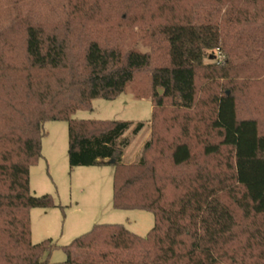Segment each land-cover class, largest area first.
<instances>
[{
    "label": "trees",
    "instance_id": "16d2710c",
    "mask_svg": "<svg viewBox=\"0 0 264 264\" xmlns=\"http://www.w3.org/2000/svg\"><path fill=\"white\" fill-rule=\"evenodd\" d=\"M54 1L0 0V264L57 249L30 218L57 206L30 190L49 121L68 123L70 168L113 161L114 208L155 218L146 237L95 225L60 264H264V0ZM129 89L153 107L134 165L132 122L74 118Z\"/></svg>",
    "mask_w": 264,
    "mask_h": 264
},
{
    "label": "rangeland",
    "instance_id": "374dc122",
    "mask_svg": "<svg viewBox=\"0 0 264 264\" xmlns=\"http://www.w3.org/2000/svg\"><path fill=\"white\" fill-rule=\"evenodd\" d=\"M57 1L53 2V6H60ZM137 49L145 52L150 47L139 42ZM222 60L220 55L219 61ZM144 76L141 74L137 78V87L145 85ZM152 109L150 100L136 99L129 89L113 101L94 100L92 110H80L74 118L132 122L131 129L124 136L130 144L124 150L122 161L134 165L140 162L146 144L152 139ZM257 109L262 117V105L258 104ZM138 123H144V128L134 136L132 131ZM44 130L46 135L42 141V158L30 169V190L34 196L51 195L57 206L35 208L31 210L30 218L32 242L38 244L52 240L57 247L49 262L63 263L67 258L63 247L90 232L95 225H125L133 233L146 237L155 225L151 212L118 210L113 206V161L100 166L72 169L68 160V123L49 121L45 123Z\"/></svg>",
    "mask_w": 264,
    "mask_h": 264
},
{
    "label": "crops",
    "instance_id": "0c3cea01",
    "mask_svg": "<svg viewBox=\"0 0 264 264\" xmlns=\"http://www.w3.org/2000/svg\"><path fill=\"white\" fill-rule=\"evenodd\" d=\"M106 163H109V161H105Z\"/></svg>",
    "mask_w": 264,
    "mask_h": 264
},
{
    "label": "water",
    "instance_id": "95a60500",
    "mask_svg": "<svg viewBox=\"0 0 264 264\" xmlns=\"http://www.w3.org/2000/svg\"><path fill=\"white\" fill-rule=\"evenodd\" d=\"M160 93H163V91H160Z\"/></svg>",
    "mask_w": 264,
    "mask_h": 264
}]
</instances>
